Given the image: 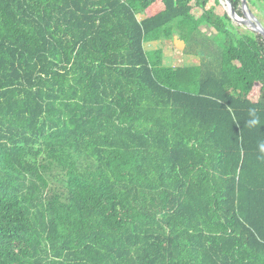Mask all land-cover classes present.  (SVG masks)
I'll return each instance as SVG.
<instances>
[{
	"label": "trees",
	"instance_id": "16d2710c",
	"mask_svg": "<svg viewBox=\"0 0 264 264\" xmlns=\"http://www.w3.org/2000/svg\"><path fill=\"white\" fill-rule=\"evenodd\" d=\"M175 33L199 64L144 49ZM261 139L219 0H0V264H264Z\"/></svg>",
	"mask_w": 264,
	"mask_h": 264
},
{
	"label": "rangeland",
	"instance_id": "374dc122",
	"mask_svg": "<svg viewBox=\"0 0 264 264\" xmlns=\"http://www.w3.org/2000/svg\"><path fill=\"white\" fill-rule=\"evenodd\" d=\"M220 1V0H219ZM214 3V0H210V4L212 5ZM222 5V4H221ZM223 6V5H222ZM248 10L251 12V14L263 25L264 27V15L258 11V8L256 7H251L247 4ZM241 8V7H240ZM226 10V9H225ZM194 13L199 15L201 13V10L198 8L194 9ZM232 24L239 29L240 32H246L247 28L244 25H241L240 23L236 21H232ZM249 30V29H248ZM207 35L213 36L215 32L212 29L207 30ZM216 43V42H215ZM165 44H158L155 48L156 49H163V54H164V61L167 66H171L172 64L174 65H185V66H192L190 64H195L198 62V59L195 58V60L190 59V58H185L181 56V52L178 49H171L168 48L167 46L164 47ZM150 48H153L151 46ZM154 49V50H156ZM154 50H148V52L151 54L152 51ZM177 50V51H176ZM177 55V57H176Z\"/></svg>",
	"mask_w": 264,
	"mask_h": 264
},
{
	"label": "water",
	"instance_id": "95a60500",
	"mask_svg": "<svg viewBox=\"0 0 264 264\" xmlns=\"http://www.w3.org/2000/svg\"><path fill=\"white\" fill-rule=\"evenodd\" d=\"M220 3L226 9L227 14L232 21H236L241 25H244L250 31L264 37V27L248 10L247 0H241L242 15H239L233 10L229 0H220Z\"/></svg>",
	"mask_w": 264,
	"mask_h": 264
},
{
	"label": "crops",
	"instance_id": "0c3cea01",
	"mask_svg": "<svg viewBox=\"0 0 264 264\" xmlns=\"http://www.w3.org/2000/svg\"><path fill=\"white\" fill-rule=\"evenodd\" d=\"M138 18H139V20L140 21H142L143 19H145V15L144 14H140L139 16H138ZM158 44H163V42L162 41H152V42H145L144 43V49L148 52V50H154V49H156L157 47V45ZM151 46H153V48H150ZM168 47V48H171V49H178L180 52H181V56L182 57H185V58H190V59H193V60H195V58H197L198 59V62L197 63H195V64H190V65H197V64H199V58L198 57H195L194 55H188V54H185V47H186V45H185V43L180 39V36H179V34L178 33H175L174 35H173V37L171 38V40L168 42V44H166V45H164V47ZM156 47V48H155ZM157 50V49H156ZM155 51V50H154ZM177 51V50H176ZM176 57H177V55H176ZM163 61H164V54H163ZM164 64H165V61H164ZM172 67H183V66H185V65H179V66H177V65H174V64H172L171 65Z\"/></svg>",
	"mask_w": 264,
	"mask_h": 264
},
{
	"label": "clouds",
	"instance_id": "9594fccd",
	"mask_svg": "<svg viewBox=\"0 0 264 264\" xmlns=\"http://www.w3.org/2000/svg\"><path fill=\"white\" fill-rule=\"evenodd\" d=\"M260 125V117L256 114L255 110L250 111L249 118L246 120V126L250 129H254ZM257 151L259 153L258 158L264 160V139L258 141Z\"/></svg>",
	"mask_w": 264,
	"mask_h": 264
}]
</instances>
